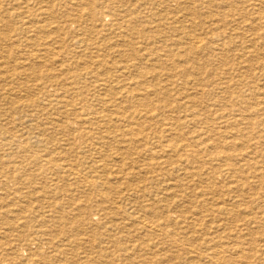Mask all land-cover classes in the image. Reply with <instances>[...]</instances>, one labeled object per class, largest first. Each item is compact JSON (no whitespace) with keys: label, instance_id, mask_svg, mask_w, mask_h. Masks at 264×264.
<instances>
[{"label":"rangeland","instance_id":"obj_1","mask_svg":"<svg viewBox=\"0 0 264 264\" xmlns=\"http://www.w3.org/2000/svg\"><path fill=\"white\" fill-rule=\"evenodd\" d=\"M22 1L24 0H0V3H2L0 5V13H2L0 14V91H2L0 95V115H4L7 112L11 113V117L9 115L0 117V185L2 186L5 180L3 176L4 172L19 173V176L17 175L18 185L11 186L7 191L3 189V186H0V259H3L4 256L7 257L9 253V257L15 259L18 264H37L35 263L38 261L37 259H42L45 255L39 254V256H34L37 254L36 252L41 251L46 253L48 250H51L50 247L55 243L56 250L63 253V257L55 256L52 260L53 263L41 262L40 264H61L64 262V258L70 259V261L74 260L77 264H113L115 257L113 259L103 258L104 252H115L119 248H125V245L119 247L117 244L108 248L110 246L109 243L104 242L105 240H102L100 237L96 238L94 236V230L88 229L89 226L93 225L94 215L85 217V220L83 217L77 218L81 221L83 230L76 228L73 222L75 219H72L74 213L71 214L69 212L83 206V201L80 200V197L74 198L73 196L72 200L68 199L67 194L70 192L69 184H71V192H75V184L72 183L71 177L73 176H71L70 171H68L70 175L67 178H65L66 174L63 177L60 173L57 174L55 172L49 173L45 177L46 179L44 177L40 178L39 176L36 178L33 176L32 171L39 174L43 171V168L32 165L33 160L31 161V158L34 154L30 151H21L15 145L10 144L12 140L11 135L20 132L19 134H23L22 140L32 145L33 149L37 147L41 151L39 154L49 155L54 161H57L62 156L66 157L61 152L55 155L49 152H43L45 149L44 146L47 145L48 141L49 147L53 146L50 143L51 141L63 143L65 133L59 129V126L55 128L51 124L52 119H56L61 113L66 114V116L68 115L74 121L76 119L79 124L80 121L76 117H82L84 112L91 111L93 113V111H96L101 115H113L112 112H114L115 116H117L116 114L123 116L121 118L117 117L116 120L118 121H116V125L113 126L114 128H110L114 134L121 135L124 132L127 134V131L131 127H136L140 131L138 132L139 136H158L157 139L161 138L162 140L160 142L161 144H165L166 137L168 140H173V146L177 148H182V146L190 144L191 146L189 145V148L196 150L200 154V158L198 159L200 161L197 162L196 160V164L206 162L205 167H209L208 165L210 163L217 165L219 161L215 160V154L223 153L221 151H225L231 142V144H236L237 147H234L235 149L230 148L227 151H236V149L238 151V156L234 161L236 163L240 162L238 164L244 167L247 164L251 168L245 170L244 173L246 174L243 176L249 173L248 176L250 177L251 171H254L255 168H260L261 156L259 157L258 154H261V150L264 151V147H260L261 145H259L258 148L252 149L251 146L256 141H264V132L258 134L256 132V129L264 127V124H262L264 111L260 110L259 114L249 112L251 108L249 109L248 105L256 106L255 104L258 99L254 98L249 102L248 98L253 96V94L257 97L264 95L259 91L263 87L262 84H264V73L260 69L264 66V0H192L191 3H189L190 0H31V3L27 6L28 8L22 5ZM194 1L197 2L194 3ZM190 6L199 8L200 13L198 12L197 16H190L187 11V7ZM259 8L263 10L261 13L258 11ZM124 14H127L125 18L123 17ZM84 16L86 17L85 19ZM190 17H195L196 20L190 19ZM129 21H133L132 25L134 28V33L130 39L131 43L128 42V38L126 37L130 31H127V28H125V23L128 25ZM182 27L186 31L196 29V32L203 39V47L211 46L208 50L201 51L202 53L199 52L197 56L200 61L208 62V70L211 68L217 69L215 76L214 74L199 75L202 78L205 77V82L214 83L213 85L207 84L205 88L213 89L220 83L221 79L233 82L231 83V88L228 87L225 89L222 85H218V88L215 89L216 94L229 95V98L227 97L224 101L222 108L216 102L211 101L210 104L213 106V112L218 116L216 118L217 120H212L213 127H209L205 121H201L195 117L193 119L189 112L185 113L183 108H180V103L186 100L184 98L185 93L189 92H187L188 89L183 86L181 79H179L181 78V74L179 73H181V70L183 71L184 66L188 69H193V65L191 64L193 63V59H196L194 54H190V56L185 54L184 47L186 46L187 39H183L185 33H182ZM123 29H126V31ZM154 35H157V37H154ZM221 48L223 49L221 50ZM54 50L57 52L54 53ZM133 62L135 64H132ZM136 65H138V68ZM154 70L156 75H158V71L159 74L161 73L159 77L153 74ZM195 72H191L190 76L188 75L191 80L197 77L198 71L195 70ZM142 73L143 75H141ZM78 75H80V78H78ZM239 79H244V83H240ZM9 85L19 87L16 90L22 96V101L26 106L20 107L21 103L13 104L4 101V98L8 95L3 88H7ZM95 96L103 99L100 100L101 103L99 102L102 105H97V107L96 105H92L96 104L95 102H91L95 100ZM135 96L148 98V100L141 101V103L150 101L158 109L170 104L171 107H175L174 111L168 113H162L161 111L156 114V117H146L143 114L147 108L132 104L122 106V109L126 111L124 113L121 112L122 109L120 111L117 108L120 114L116 113L117 110L115 107H112L113 109L111 107H104L105 110H109H103L104 103H107L106 101L130 102L128 101L130 100L129 98ZM79 97L86 99L84 100V103H86L84 107L80 105H76L75 107L66 105V100L69 101L73 98L77 100ZM262 99L259 98L258 103ZM247 101L248 103H246ZM33 103H36V105H33ZM30 104L31 106H29ZM87 105H92V108H89ZM98 107L102 112L98 110ZM260 107L258 105V109ZM83 108L87 109L84 111ZM137 108L139 111L135 110ZM232 108L233 110H237V114H239L240 110L245 111L249 109L247 112H243L244 115L245 113L247 114V119L243 121L239 127L240 129L232 123V120H227L230 117L229 115H231L230 111H232ZM111 109L113 110L112 112L110 111ZM37 110H42V113L47 114L49 124H42L39 127L40 125L37 126V124L41 123L42 120L39 121L37 119L33 121L31 120V116L28 117L25 115L28 113L33 114ZM81 113L82 115H80ZM72 114H74V117ZM199 114L201 113L198 112ZM21 116L25 119L24 124H18L17 121L12 123L14 118H22ZM125 116L130 117L131 121L125 120ZM167 117H177L179 122H170V119ZM97 118H100V115ZM7 123L10 124L8 125ZM99 123L103 124L104 122L100 121ZM225 123H228L227 126ZM253 124H257L258 126L255 125L257 127H253ZM32 125L35 126V129ZM232 126L233 128H231ZM75 127L80 130H85L90 135H92L90 132H96V129L91 128L89 124L81 123V126ZM98 130L97 132H110L108 127L105 126ZM48 134L50 135L48 136ZM37 137L40 139L38 140ZM36 141H40L41 145L39 143L36 144ZM160 143L157 142V146ZM116 145L118 144L116 143ZM60 146H58V151H63L64 145ZM132 147L135 150L131 157L136 158L138 152L141 151V147L136 145ZM249 148L253 152L250 156H248L250 154ZM157 149L161 148L158 147ZM186 152L180 149L178 153L171 152L168 158L166 156L169 169L172 172L166 175L167 181L165 183L166 187H164L167 188L169 184L177 185L180 182L187 188L190 187V192L196 194L195 190L198 191L204 185L198 181L196 176H191L188 172V174L186 173L187 175L183 173L184 166L187 163L186 159L190 155V153L187 154ZM110 153L108 152V154ZM93 156L97 155L93 154ZM61 162L63 163V161ZM167 162L163 163V165H167ZM177 167L178 170L176 169ZM194 170L193 168L189 169V171ZM23 175H29V179L25 182L23 181L26 178ZM230 178L222 176L218 181L225 186L226 190L223 191V194L226 198L231 196V199H238L240 195L238 180L240 179L236 177ZM158 183L161 182L157 178H152L151 174L142 172L136 179L130 182L129 188L132 190L134 188L138 189L135 200L141 204L147 200V197H143L145 189L155 190L158 187ZM242 186L245 188L243 191L246 196L245 198L251 199L254 192L249 188L247 189L245 185ZM47 188L54 192L51 194ZM20 191H25V193L21 194ZM49 204L54 205L52 207H56L57 210L61 209L63 212H66L67 215H63L60 210L57 216L54 217L40 216L42 212L52 211ZM227 204H230V202H227ZM245 204L247 205L248 203L246 202ZM245 204L240 206L241 209L244 206L245 208L251 206H246ZM222 205L224 204L222 203ZM82 208H86L83 211L87 213H94L97 210L95 204L90 206L84 205ZM30 210L31 212H29ZM34 211H36V214L33 213ZM26 214L29 216L26 217ZM200 219V222L203 224H206L208 221V225H205L202 230L203 232L199 231L201 237L200 242H204L206 240L205 238L209 239L208 236L220 237L224 235L223 232L229 231L213 229L217 228L221 222L217 223L210 215H204ZM97 229L101 230V228ZM191 229L193 231V228ZM42 241L47 243V246L43 245ZM24 244L26 245L24 248L27 249L25 253L23 251L21 253L20 247ZM200 246L198 245L199 248ZM203 248L205 249L206 247H201V249ZM20 253L21 255H19ZM180 255L183 256H181L182 260L185 257H189V255L191 257L195 256L194 253L189 255L180 253ZM129 260L123 261L127 264ZM175 260L178 261L177 258ZM250 263L258 264L254 258L242 264ZM164 264L169 263L164 262Z\"/></svg>","mask_w":264,"mask_h":264},{"label":"bare ground","instance_id":"obj_2","mask_svg":"<svg viewBox=\"0 0 264 264\" xmlns=\"http://www.w3.org/2000/svg\"><path fill=\"white\" fill-rule=\"evenodd\" d=\"M3 1H6V0H3ZM191 1L192 0H190L189 3H191ZM22 2H21L22 5H24V7L26 8L28 6V4L31 3V0H26V1L24 0ZM196 2L194 1V3H196ZM213 3H215V2H213ZM0 5H2V3H0ZM19 7H20V5H19ZM207 7L210 8L209 6H207ZM255 10H257V9H255ZM43 11H44V9H43ZM187 11L190 14V16L191 15L197 16L198 15L197 13L198 12L200 13L199 8H197L196 6L187 7ZM258 11H260L259 13H261L263 10L261 8H259ZM0 14H2V13H0ZM49 14H51V13H49ZM227 15H229V14H227ZM263 15H264V11H263ZM126 16H127V14H124L123 17L125 18ZM255 16H256V14H255ZM48 17H50V16H48ZM2 18H3V16H2ZM85 18L86 17L84 16V19ZM191 18L195 19V17H190V19ZM26 20H28V19L26 18ZM138 21H140V20H138ZM11 22H12V20H11ZM34 22H35V20H34ZM63 22H64V20H63ZM132 24H133V21H129L128 25H126V23H125V28H127V31H130V33H131V37H130V33H128L126 36L128 38V42H130V39L132 38V35L134 33L133 32L134 28H133ZM262 26H263V24H262ZM176 27H177V25H176ZM27 29H28V26H27ZM123 30L126 31V29H123ZM124 33H126V32H124ZM145 33H147V32H145ZM182 33L183 34L185 33L183 35L184 36L183 39L184 38L187 39L186 40V46L184 47V49L186 51L185 54L187 56H190V54H194L196 59H193L192 64L190 63L191 65H193L192 66L193 69H188L187 67L184 66L183 71L181 70V73H179V74H181V78H179V79H181L183 86L185 88H187L188 89L187 92H189V93H185L186 95L184 98H186V100L183 99L184 102L180 103V108H183V111L185 113L189 112L191 114V117H193V119L195 117L197 119H200L201 121H205L206 123H208L209 127H213V124H212L213 121L212 120L216 119L218 116L213 112V106H211V104H210L211 101L216 102V104H218V106H220L222 108L224 105V101L229 96V95L226 96L224 94L218 95L215 93V89L218 88L217 87L218 85H222L226 89V88L230 87L231 83H233V82H231V81L229 82V80L221 79L220 83L217 86H215L213 89L205 88V86L207 84L213 85L214 83L208 82V81L205 82V79H204L205 77L202 78L199 75L200 74H204V75L205 74H207V75L214 74V76H215L217 69L211 68L208 70V62L207 61H203V62L200 61V59H198L197 56H198L199 52H201V51L204 52L205 50H208L211 46L208 45L206 47H203V39H201L202 37L200 36V34L196 32V29H189L188 31H186L185 28L182 27ZM154 37H157V35L156 36L154 35ZM163 39H164V36H163ZM162 41H164V40H162ZM182 47H183V45H182ZM262 47H263V45H262ZM217 48H220V47H217ZM250 48H251V46H250ZM152 49H151V51H153ZM222 49L223 48H221V50ZM259 50H261V49H259ZM149 51H150V49H149ZM55 52H57V51L54 50V53ZM215 52H217V51H215ZM261 53H263V52H261ZM100 54H99V56H100ZM221 54H223V53H221ZM161 58L163 59V57H161ZM244 58H245V56H244ZM248 58H249V56H248ZM158 59H159V56H158ZM165 60H167V59H165ZM261 60H262V58H261ZM132 64H135V63L133 62ZM173 65H175V64H173ZM136 66L138 68V65H136ZM148 66H150V65H148ZM155 67H157V66H155ZM144 68H146V67H144ZM260 69L264 73V66H263V68H260ZM155 70H154L153 74H155ZM195 70L198 71V75H197V77H194L191 80L189 77L190 73L195 72ZM116 73H118V72H116ZM139 74H138V76H139ZM157 74L158 75H156V74L155 75L159 77V75L161 73L159 74V71H158ZM141 75H143V73ZM257 75H259V74L257 73ZM78 76H79L78 78H80V75H78ZM97 76H98V73H97ZM145 76H147V75H145ZM230 77H232V76H230ZM74 79L76 80V78H74ZM244 79H239L240 83H244ZM82 84H83V82H82ZM262 85H263V87H261V90H259V91H261L264 94V84H262ZM84 86H85V84H84ZM179 86H178V88H179ZM245 87H243V88L245 89ZM16 88H19V87L18 86L15 87L14 85H9L7 88H3V90H6V93L8 95L7 97L4 98V101H7L8 103L10 102L13 104H20L21 103L20 107H24L26 105H24V103L22 101V96L19 95L20 93L17 92ZM79 88H81V87L79 86ZM258 88H260V87H258ZM1 94H2V91H0V95ZM254 98H257L258 100H259V98H263V99L260 103H258V100H257L256 104H255L256 106H252L251 104L250 105L247 104L249 109L250 108L251 109L250 110L247 109L245 111L240 110L239 114H237V110H235V109L233 110V108H232V111H230L231 115H229L230 117L227 118V120H232V123H234L236 125V127L239 128L241 126V124L243 123V121L247 119L246 118L247 114L245 113V115H244L243 112H247L249 110V112H251V113L259 114L260 110L264 111V95L262 97L261 96L257 97L256 95L253 94V96L248 98L249 102L251 99L253 100ZM94 99H92L94 101H91L93 103L94 102L96 103V104L91 103L93 106L96 105V107H97V105L98 106L102 105V104H100L101 103L100 100H103V99L97 98L96 96ZM129 99L130 100H128V101H130V102H124V101L123 102L122 101H118V102L117 101H110L109 102V101H106L107 103H104L103 108L104 107H108V108L109 107H111V108L115 107L117 110L116 113L120 114V112L118 111L117 108H119L121 111L122 106H126L127 104H132L134 106H144L145 108H147L144 110V114H143L146 117H156L157 116L156 114H158L161 111H162V113L173 112L174 108H175L174 106L171 107V105L169 104L167 106H163V107H160V109H158V107L155 106V104L151 103L150 101L141 103V101H144L146 99L148 100V98H146V97H139V96L136 97L135 96V97H131ZM84 100H86V99L83 97H79L77 100H75L73 98L69 101L66 100V105H70V106H74V107L76 105H80V106L84 107L86 104V103H84ZM246 103H248V101ZM22 104H23V106H22ZM33 105H36V103H33ZM258 105L261 106L259 109H258ZM29 106H31V104ZM87 106H89V108L91 107L90 105H87ZM115 108H114V110H115ZM85 109H87V108H85ZM85 109H84V111H85ZM112 109L110 110L111 112L113 111ZM77 110H79V109H77ZM91 110H93V109H91ZM98 110H100L99 107H98ZM103 110H105V108ZM135 110L139 111L138 108ZM86 112H87V110H86ZM121 112L124 113L126 111H125V109H122ZM198 112H200L201 114L198 115ZM112 113H113V115H106V114L101 115L96 111H93V113L91 111L87 112V113L84 112V115L82 117L81 116L76 117L80 121L79 124H78V121L76 119L74 121L71 117H68V115L66 116V114H64V113L63 114L61 113L60 115H58V117L56 119H52L51 124L53 125V127L56 128V126H59V129L65 133V135H64L65 137L63 138V141H62L63 143L51 141L50 143L53 144V146H51V147H49V141H48L47 145L44 146L45 149L43 152H49V153H52L54 155L60 154V152H61V154L66 155V157H63L61 155L62 157L60 159H57V161H54V159L52 157H49V155L45 156V155L39 154V152H41V151L36 146H35L36 148L33 149L32 145H30L27 142L22 140L23 134H19L20 132L16 131L17 133H13V134L10 133V134H12L11 135L12 140H11L10 144L15 145L17 147V149H19L21 151L32 152L34 154L33 157L31 158V161L33 160L32 165L38 166V168H43V171L39 174L32 171V174L34 177L37 178L39 176L40 178L44 177V179H46L45 177H47L49 173L55 172L57 174L60 173L63 177H65L64 175L66 174L65 178H67L70 175L68 171H70L71 176H73V177L70 176L72 179V183L75 184V192H71V184H69L70 190L69 189L68 190L70 192H68L69 194H67L68 199L72 200V196L74 198L80 197L81 198L80 200L83 201V206L84 205L90 206V205L95 204V206L97 207V210H95L94 213H87V212L83 211L86 209V208H82L83 206L78 207L76 209H73L76 212L70 211L69 213H71V214L74 213V216L72 217V219H75V220H73V222H74L76 228L82 229V230H83V228H82L81 221L78 220L77 218L83 217V219L85 220V217L94 215L95 219L92 222L93 225L89 226L88 229L94 230L93 233H94V236L96 238L100 237L102 240H105L104 242L109 243L110 246L108 248H110L111 246H114V244H117L119 247H121L122 245H125L124 249L119 248L117 251L115 250V252L105 251L103 256H102L103 258L113 259L115 257L113 264H126V263H124L123 260H128V259H130V260L128 261L127 264H164V262H168L169 264H242V263H247L248 260H250V259L253 260V258L255 259L256 263L258 262V264H264V151L263 150H261L262 151L261 154H258L259 157L261 156L260 168H258V169L255 168L254 171H251L252 173H250L251 174L250 177L248 176L249 173H248V175H245V176H243V175L246 174V173H244L245 170H249L251 168L247 164H246V167H244V166L238 164L240 162L236 163L234 161L235 158L238 156L237 149H236V151H227V150H230V148L235 149L234 147H237L236 144H233V143L231 144V142L225 151H221L223 153L215 154L216 155V158L214 157L215 160L219 161V163L217 165L210 163V165H208L209 167H205L204 165L206 162L205 163L202 162L198 165L196 164V160H197V162L200 161V160H198L200 158V154H198L196 150L189 148L190 144H187L186 146H182V148L181 147L177 148L176 146H173L174 145L173 140H171V139L168 140L167 137L165 140V144H163V143L161 144L160 142L162 140H161V138L157 139L158 136L157 137L156 136L155 137H151V136L148 137V136H144V135L139 136L138 132H140V131H138L137 130L138 128H136V127H131L127 131L128 135L125 132L123 134L120 133L121 135L114 134L113 130H111L110 128H112L113 126L116 125V121H118V120H116L117 117L121 118L123 116H118V114H116V113L115 114L117 116H115L114 112H112ZM7 115H9L11 117L10 112L5 113L4 115H0V117H4ZM25 115L28 117L31 116L32 117L31 120H33V121H35L37 119H39V121L42 120L41 123L37 124V126L40 125L39 127H41L42 124H49V119L47 118V114L42 113V110H39V111L37 110L33 114L28 113ZM72 115L74 117V114H72ZM80 115H82V113ZM99 115H100V118H97ZM213 115H214V117H213ZM145 116H143V117H145ZM23 118L24 117L14 118L12 123H15L17 121L18 124H24L25 119H23ZM124 119L127 121H131V118L128 116H125ZM161 119H162V117H161ZM168 119H170V122H176V123L179 122V119L177 117H175V118L171 117ZM171 119H173V120H171ZM189 119H191V118H189ZM209 120H210V122H209ZM100 121H103L104 123L100 124L99 123ZM225 122H228V121H225ZM81 123L87 124V125L89 124L91 126V128L96 129V132H90L92 134V135H90L89 133H86L85 130H80L79 128L77 129L75 126H81ZM7 124L9 125L10 123H7ZM203 124H204V122H203ZM225 124L227 126L228 123H225ZM262 124H264V120H263ZM3 125H5V124H3ZM166 125H169V124H166ZM255 125H257V124H253V127L258 126V125L257 126H255ZM103 126L108 127L110 132H108V133L97 132V130L99 128H102ZM229 126H231V125H229ZM32 127L35 129L34 125H32ZM184 127H186V126H184ZM248 127H250V126H248ZM127 128H129V127H127ZM231 128H233V126ZM250 128H248V129H250ZM239 129H238V131H239ZM246 129H247V127H246ZM203 130H205V129H203ZM63 132H62V134H63ZM256 132H257V134L260 132H264V127L260 128V129H256ZM172 133H173V131H172ZM39 134H41V133L39 132ZM199 134H201V133H199ZM49 135L50 134H48V136ZM53 137H55V136H53ZM58 137H61V136H58ZM168 137H169V135H168ZM200 137H202V136L200 135ZM37 139L39 140L40 138L37 137ZM51 139H52V137H51ZM119 139H120V141H119ZM29 140H31V139L29 138ZM46 140H48V139L46 138ZM205 140H207V139H205ZM41 141H43V140H41ZM54 141H56V140H54ZM115 142L118 145H116ZM157 142L160 143L159 146H157V144H156ZM35 143L36 144L39 143L41 145L40 141H36ZM140 143L143 145H141ZM121 144H123V145H121ZM60 145H64L63 151H58V149H59L58 146H60ZM133 145L141 147V151L138 152V155L136 158L131 157L132 153L135 150V148L132 147ZM259 145H261L260 147H264V141H256L253 144V146H251V147H252V149H255V148H258ZM116 146H117V148H116ZM118 146H120V147H118ZM155 146L157 148L159 147L161 149H157ZM216 147H218V146H216ZM60 148H61V146H60ZM180 149L187 151L186 152L187 154L190 153L188 159H186L187 163H186V166H184L185 172L183 171V173L186 174L188 172L189 175L196 176V178H198V181H200V183H202L204 185V186L201 185L202 188L200 187L201 189H199V190L197 189L198 191L195 190L196 194H194L193 192H190L189 189H191V188L190 187L187 188L184 184L182 185L180 182L177 183V185H170L169 184V185H167V188H165L166 187L165 183L167 181L166 175H169L172 172L169 169L166 156L168 158L169 153H171V152L178 153V150H180ZM218 149H219V147H218ZM249 151H250V148H249ZM108 152H111V153L108 154ZM249 153L250 154L248 156L253 154L252 151H250ZM93 154H96L97 156H93ZM201 158L203 159L202 155H201ZM256 158H258V157H256ZM243 159H246V158H243ZM61 161H63V163ZM166 162H167V165L164 166L163 163H166ZM5 163H7V162H5ZM253 163H255V162H253ZM5 168H7V167H5ZM190 168H193L195 170L189 171ZM205 168H207V169H205ZM176 169L178 170V167ZM142 172L151 174L152 178H157L161 183L157 184L158 187H156L155 190L145 189V191L143 192V197H147V200L145 202L139 204V201L135 200V198H137L138 189L137 188H134L133 190L130 189L129 184L133 179H136ZM17 175L19 176V173H17V172L16 173H14V172H6L5 173L4 172L3 176H4L5 180L2 183L3 189H5L7 191L10 189L11 186L18 185V183H17L18 176ZM23 176H24V178H26L23 182H25L29 179L28 178L29 175L28 176L23 175ZM179 176H181V175H179ZM222 176L223 177H231V178L236 177L237 179H240V180H238V183H239V189L238 190L240 191L239 192L240 193L239 198L237 197L238 199H234V198L231 199L230 198L231 196L229 198H226L224 196L223 191L226 190L225 186L221 182L218 181V179ZM24 184H26V183H24ZM242 185H245L247 187V189L249 188L252 192H254V195L251 196V199L245 198L246 196L243 193L245 188H243ZM146 187H147V185H146ZM48 192H50L52 194L54 191H51L50 189H48ZM166 192H168V193H166ZM231 192H232V189H231ZM20 193L24 194L25 191H20ZM5 194H3V195H5ZM199 198H201V199H199ZM227 202H230V204H227ZM246 202L248 203L247 204L248 206L249 205H251V206L246 207V208L244 206V208L241 209L240 206L242 204H245ZM222 203L224 205H222ZM49 205H50L52 211L51 212H47V211L42 212V214L40 216H46V217L57 216V213H59V211L61 209L57 210L56 207H54V208L52 207L54 205H52V204H49ZM45 207H46V205H45ZM255 209H256V211H255ZM29 212H31V210ZM35 212L36 211H34L33 213H35ZM61 213L63 215H67V213L63 212L62 210H61ZM204 215L212 216L217 223L221 222L218 224V226L216 225L217 228L212 227L213 229H215V230L222 229V231L223 230L224 231L229 230V231L223 232L224 235L220 236V237L219 236L218 237H212V236L207 235L209 239L205 238L206 240H204V242H200L201 237L199 235V231H202L203 228L205 227V225H208L207 224L208 221L206 224L205 223L203 224L202 222H200V220H201L200 218L203 217ZM28 216L29 215L26 214V217H28ZM15 217H19V216H15ZM253 225H255V226H253ZM97 228H101V230H98ZM191 228H193V231ZM196 229H198V231H196ZM206 229H207V227H206ZM215 230H213V231H215ZM231 231H234V232H231ZM205 234H208V233H205ZM16 241H19V240H16ZM42 242H40V243L47 246V243H45L44 241H42ZM198 242H200V243H198ZM198 245H201L200 248L198 247ZM24 246H26V245L24 244V245H21V247H20L21 253H22V251L25 253V251L27 249V248H24ZM201 247H206V248L205 249L203 248L204 249L203 250V249H201ZM50 248H51V250H48V252H46V253H43L41 251L36 252L37 254H35L34 256H39V254H43V255H45V257H43L42 259H37L38 261L35 263H37V264H40L41 262L53 263L52 262L53 257H55V256H59L60 258L63 257L64 254L60 253L59 250H56L55 243ZM169 250H170V252H169ZM171 251H173V253H171ZM3 253H1V254H3ZM21 253L19 255H21ZM180 253H182V254L186 253L188 255L194 253L195 256L191 257V255H189V257H185L182 260V258H181L182 255H180ZM177 254H179V255H177ZM9 256H10V254L8 253L7 257L4 256L3 259H0V264H18L15 259H11ZM175 258H177L178 261H176ZM61 264H77V263H75L74 260L70 261V259L64 258V262Z\"/></svg>","mask_w":264,"mask_h":264}]
</instances>
